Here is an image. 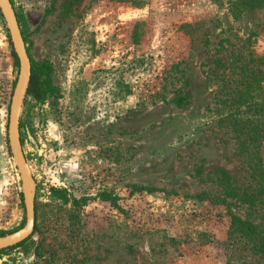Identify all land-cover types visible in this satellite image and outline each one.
I'll return each mask as SVG.
<instances>
[{"label": "rangeland", "instance_id": "obj_1", "mask_svg": "<svg viewBox=\"0 0 264 264\" xmlns=\"http://www.w3.org/2000/svg\"><path fill=\"white\" fill-rule=\"evenodd\" d=\"M241 1L11 0L45 94L20 117L34 230L0 264H264L227 235L228 209L248 210L223 202L220 174L251 176L205 74L225 38L264 55V0ZM17 73L0 13V236L25 217L7 138Z\"/></svg>", "mask_w": 264, "mask_h": 264}, {"label": "trees", "instance_id": "obj_2", "mask_svg": "<svg viewBox=\"0 0 264 264\" xmlns=\"http://www.w3.org/2000/svg\"><path fill=\"white\" fill-rule=\"evenodd\" d=\"M263 0H242L241 5L259 6ZM18 18V17H17ZM22 35L23 30L21 29ZM24 37V35H23ZM249 39V38H248ZM248 39L233 42L229 38L219 43L223 57L213 60V67L205 70L212 84V100L220 121L227 125L238 141V151L250 171L251 182L245 188L233 187L230 176L222 171L226 204L237 202L248 210L246 218L228 209L230 216L227 235L232 242L241 243L253 252L264 256V55L256 54ZM225 43V44H224ZM44 88L38 71L31 63V76L27 95L44 98ZM187 95H178L173 102L186 103ZM23 144V139L21 138ZM148 191L153 189L142 187ZM255 189V190H254ZM115 204L114 198L102 195ZM227 200H230L228 203ZM36 216V206H35ZM258 220V221H255ZM29 238V237H28ZM28 238L18 243H24ZM8 248L1 249V252Z\"/></svg>", "mask_w": 264, "mask_h": 264}, {"label": "water", "instance_id": "obj_3", "mask_svg": "<svg viewBox=\"0 0 264 264\" xmlns=\"http://www.w3.org/2000/svg\"><path fill=\"white\" fill-rule=\"evenodd\" d=\"M0 13L9 32L18 60V73L9 103L7 122L8 146L20 178L24 204V224L17 230L0 236V249L16 245L28 238L35 225L36 182L23 152L20 138V117L31 76V61L11 0H0Z\"/></svg>", "mask_w": 264, "mask_h": 264}]
</instances>
